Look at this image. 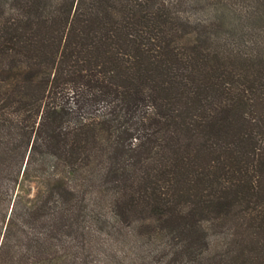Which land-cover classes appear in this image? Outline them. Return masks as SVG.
<instances>
[{"label":"trees","instance_id":"trees-1","mask_svg":"<svg viewBox=\"0 0 264 264\" xmlns=\"http://www.w3.org/2000/svg\"><path fill=\"white\" fill-rule=\"evenodd\" d=\"M0 264H264V0H0Z\"/></svg>","mask_w":264,"mask_h":264}]
</instances>
